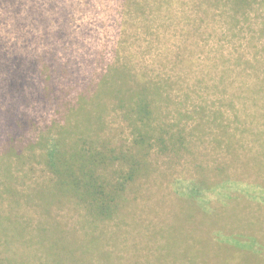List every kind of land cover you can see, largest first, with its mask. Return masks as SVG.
I'll return each mask as SVG.
<instances>
[{
	"label": "rangeland",
	"instance_id": "1",
	"mask_svg": "<svg viewBox=\"0 0 264 264\" xmlns=\"http://www.w3.org/2000/svg\"><path fill=\"white\" fill-rule=\"evenodd\" d=\"M0 51L55 55L63 71L52 97L32 71L27 102L0 97L37 121L20 158L0 141V264H264V0H0ZM136 93L150 122L130 108ZM69 120L108 154L138 157L150 135L148 168L109 217L43 200L52 177L29 149Z\"/></svg>",
	"mask_w": 264,
	"mask_h": 264
},
{
	"label": "trees",
	"instance_id": "2",
	"mask_svg": "<svg viewBox=\"0 0 264 264\" xmlns=\"http://www.w3.org/2000/svg\"><path fill=\"white\" fill-rule=\"evenodd\" d=\"M34 56L36 57L30 59L21 53L10 55L0 51V74H6L0 79V93H3L0 97L8 94L15 98L16 93H19V99L27 102L26 93H38L36 85L31 83V78H28L31 71L34 72L33 79L44 82L46 92L50 97L57 92L55 78L57 73L63 71L57 68L56 56L50 55L48 59L36 54ZM27 63L29 65L26 66ZM46 76L49 79L45 81ZM103 87L104 93L124 95L133 93L131 89H127L124 84L118 82L107 83L105 81ZM135 95L137 98L134 99L133 108L132 106L130 108L140 116L141 122H150L153 103L147 93H136ZM49 96L47 98H50ZM0 113L6 116L5 126L9 130L5 133V139H2L1 135L4 130L0 126V141L6 144L4 148H7L9 155L15 154L20 158L21 132L27 133L29 125L37 121L28 111H20L13 103H10L5 110H1L0 107ZM70 125L69 120L56 135L50 134L49 137L44 138L41 136V139L37 140L39 143H34L29 149L30 154L42 158L45 168L52 177L50 184L45 186L41 193L43 200L50 202L48 199L62 200L67 196L75 197L78 202L85 204L90 214L98 218L109 217L114 214L127 187L135 181L141 170L142 172L144 169L147 170L148 164L147 162L141 163L144 159H141L140 155L148 154L149 151L145 152L148 150L145 145L149 142L150 135L142 132L139 134L138 157L129 155V153L108 154L92 146L87 148L88 142L84 137L73 138L72 129L74 127H69ZM163 138H159L160 142H164ZM162 145L169 148L166 142ZM36 148H41L42 152L38 153L35 151ZM119 160L126 168L116 179H108L99 173L102 167L114 166Z\"/></svg>",
	"mask_w": 264,
	"mask_h": 264
}]
</instances>
